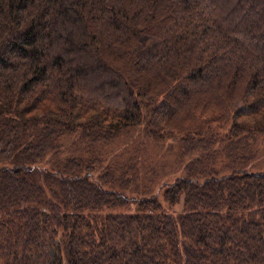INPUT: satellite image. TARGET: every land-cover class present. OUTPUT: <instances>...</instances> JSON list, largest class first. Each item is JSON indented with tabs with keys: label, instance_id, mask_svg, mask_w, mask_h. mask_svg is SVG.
<instances>
[{
	"label": "trees",
	"instance_id": "obj_1",
	"mask_svg": "<svg viewBox=\"0 0 264 264\" xmlns=\"http://www.w3.org/2000/svg\"><path fill=\"white\" fill-rule=\"evenodd\" d=\"M206 109L244 155L226 175L190 160L163 192L180 212L125 194L133 159L95 155L135 126L207 147ZM260 136L264 0H0V264H264Z\"/></svg>",
	"mask_w": 264,
	"mask_h": 264
},
{
	"label": "rangeland",
	"instance_id": "obj_2",
	"mask_svg": "<svg viewBox=\"0 0 264 264\" xmlns=\"http://www.w3.org/2000/svg\"><path fill=\"white\" fill-rule=\"evenodd\" d=\"M179 112L180 115L185 114L184 109H181V111ZM221 112V109H206L204 112L201 111L200 114H198L199 118L197 117L196 124L199 128H203L201 122L205 119V121L207 122V125L205 126H207L208 128L205 130L206 138L210 139L209 143H205L210 144L211 146L208 145L207 147H205V145H202L204 147H201L200 149H198L197 146H193L190 147L191 150L189 153H186V151L183 150L177 139H182L184 136L199 138L196 131L192 132L189 130V132L185 135L175 133L173 134L175 138H172V135L171 137L167 136V138L161 142H155L142 133V129L140 128V126H135L134 128L121 132L113 140V142H111V144L106 142L102 143L100 141V143H98V146H93V149H97L98 152L99 150L105 151V153H101V155L95 154L97 158H101L103 162L104 158L107 157L109 151H113L116 149H118V155L114 158L115 161L121 159L122 161L120 163H125L126 161L131 163L130 160L133 159L134 163L137 162L138 166H136V171H138V173L134 176L135 188H132L130 191H126V193L124 192L125 194H129L131 197L135 196L140 198L152 195V193H154L157 195L159 201L164 205L168 212H180L184 207L183 201L182 203L177 204L172 208L165 203L163 192L167 184H171L179 176L185 174L186 165L190 160L194 158L198 159L200 157L202 161H199H201L202 164H205L207 170L211 171L210 173H217L219 175L230 174L231 172L236 170L234 169L237 167L235 159L242 161L241 157L244 155V153L238 152L234 155L232 152L233 150L231 149L232 147H230L232 146V143H235V139H233L230 135L232 133L233 114L230 115L229 118L227 117V121L224 122L220 119ZM218 115H220L219 118ZM200 117H203L202 120L200 119ZM241 117L242 116H238L236 121H244V119ZM245 123H254V121L246 118ZM192 125L194 126L192 122L187 121L179 123V126L176 127L181 129H188ZM250 126L252 129L256 127L254 126V124H250ZM217 137L220 138L216 139ZM70 138L71 137H68L67 139ZM73 142L74 141L68 143L67 147H72ZM86 143L87 141L84 142V144ZM86 145L88 146L89 143H87ZM256 148V155L255 157H253L254 159L249 163L248 168H250L251 171H264V136H260V138H258L255 145V149ZM80 155L85 156L84 151L80 152ZM82 157L83 156H81V158ZM233 162L235 165L233 164ZM112 170L110 171L111 173L113 172ZM114 174L118 175V173ZM130 176L131 175H129V177ZM199 176L200 175L194 177H196L199 182H202L203 178ZM106 187L117 189V191H125L120 187L116 188L117 185L109 184L106 185ZM216 192L217 191L213 189V193L215 194ZM242 192L246 193V190L243 189ZM137 208V203L133 202L126 206L107 208L104 209L103 212L134 214L137 212Z\"/></svg>",
	"mask_w": 264,
	"mask_h": 264
}]
</instances>
